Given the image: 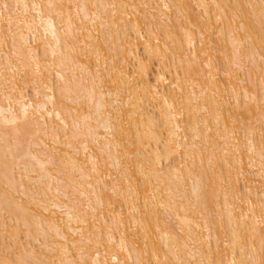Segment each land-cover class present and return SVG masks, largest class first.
<instances>
[{"label":"bare ground","instance_id":"6f19581e","mask_svg":"<svg viewBox=\"0 0 264 264\" xmlns=\"http://www.w3.org/2000/svg\"><path fill=\"white\" fill-rule=\"evenodd\" d=\"M0 264H264V0H0Z\"/></svg>","mask_w":264,"mask_h":264},{"label":"rangeland","instance_id":"374dc122","mask_svg":"<svg viewBox=\"0 0 264 264\" xmlns=\"http://www.w3.org/2000/svg\"><path fill=\"white\" fill-rule=\"evenodd\" d=\"M33 94L31 93V96H32ZM33 97V96H32Z\"/></svg>","mask_w":264,"mask_h":264}]
</instances>
